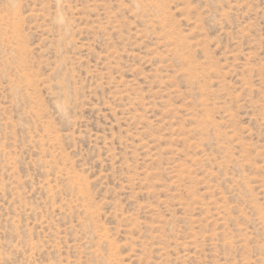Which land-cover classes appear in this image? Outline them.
Returning <instances> with one entry per match:
<instances>
[{"label":"rangeland","instance_id":"obj_1","mask_svg":"<svg viewBox=\"0 0 264 264\" xmlns=\"http://www.w3.org/2000/svg\"><path fill=\"white\" fill-rule=\"evenodd\" d=\"M0 264H264V0H0Z\"/></svg>","mask_w":264,"mask_h":264}]
</instances>
